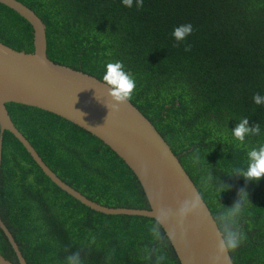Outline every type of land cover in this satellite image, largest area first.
Segmentation results:
<instances>
[{
  "label": "trees",
  "instance_id": "obj_1",
  "mask_svg": "<svg viewBox=\"0 0 264 264\" xmlns=\"http://www.w3.org/2000/svg\"><path fill=\"white\" fill-rule=\"evenodd\" d=\"M44 21L48 55L103 80L122 61L136 80L131 101L169 142L219 223L245 239L235 264H264V177L246 178L248 153L264 146V0H21ZM191 23L177 41L174 29ZM33 25L0 3V40L34 50ZM191 46L186 51V46ZM17 127L67 183L104 205L149 208L132 169L101 139L34 106L9 103ZM247 120L244 141L233 130ZM247 198L241 199L243 192ZM241 211L233 210L237 202ZM0 215L28 264H181L151 217L96 211L45 174L6 130ZM155 229V231H153ZM0 252L19 264L0 227ZM79 256L69 262L67 257Z\"/></svg>",
  "mask_w": 264,
  "mask_h": 264
},
{
  "label": "water",
  "instance_id": "obj_2",
  "mask_svg": "<svg viewBox=\"0 0 264 264\" xmlns=\"http://www.w3.org/2000/svg\"><path fill=\"white\" fill-rule=\"evenodd\" d=\"M26 18L34 30V50L14 48L0 40V175L6 130L25 146L47 176L90 208L111 215H138L157 220L181 264H235L231 252H220L225 235L198 186L150 118L131 100L113 101L112 87L97 76L56 62L48 55L43 19L21 0H0ZM20 103L53 112L107 144L140 181L149 208L113 207L92 200L63 180L17 127L7 104ZM118 103L119 109L110 107ZM147 169V174L142 171ZM196 197L199 203L195 208ZM189 209L181 216V209ZM0 227L19 264H28L13 233L0 215ZM219 257V259H213ZM0 264H16L0 252Z\"/></svg>",
  "mask_w": 264,
  "mask_h": 264
},
{
  "label": "clouds",
  "instance_id": "obj_3",
  "mask_svg": "<svg viewBox=\"0 0 264 264\" xmlns=\"http://www.w3.org/2000/svg\"><path fill=\"white\" fill-rule=\"evenodd\" d=\"M122 3L131 8L133 6V0H122ZM136 7H143V0H136ZM193 32V26L191 23L182 24L177 26L173 31V36L177 41H181L186 39L188 35ZM186 51L191 50V46H186ZM103 80L111 85L112 87L109 89V95L112 97L113 101H117L123 103L127 100H130L133 92L136 89V80L133 74L130 71L125 70V66L122 61L109 62L106 65V73L103 76ZM256 104H260L264 102V98H262L258 93H256L253 97ZM112 109L118 110L119 104L113 103L110 105ZM248 121L243 120L234 130L233 135L240 140L244 141L245 134L259 133L260 125L257 124L255 128L249 129L247 127ZM248 156L251 160L249 168L243 175L248 179L259 180L261 177H264V146H261L259 151L253 149L248 153ZM142 171L147 174V169L143 168ZM244 194L241 199L247 198V192L241 190ZM199 197H196V203L192 205L193 208L199 203ZM189 209L187 205L181 209V216L183 217ZM233 210L239 212L241 211V204L238 201L235 205H233ZM155 231V229H153ZM245 239L243 232H240V235L237 236L235 232H229L226 237V240L219 245V249L221 253L236 249L240 243ZM79 256V253L75 254V257H67L69 262L73 261L75 258ZM213 259H219V257H215Z\"/></svg>",
  "mask_w": 264,
  "mask_h": 264
}]
</instances>
